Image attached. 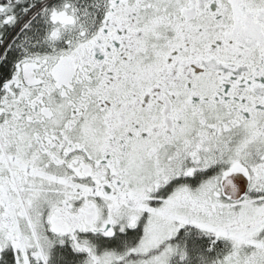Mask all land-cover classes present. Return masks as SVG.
Listing matches in <instances>:
<instances>
[{
  "label": "snow or ice",
  "instance_id": "6c2138e0",
  "mask_svg": "<svg viewBox=\"0 0 264 264\" xmlns=\"http://www.w3.org/2000/svg\"><path fill=\"white\" fill-rule=\"evenodd\" d=\"M0 264H264V0H0Z\"/></svg>",
  "mask_w": 264,
  "mask_h": 264
}]
</instances>
